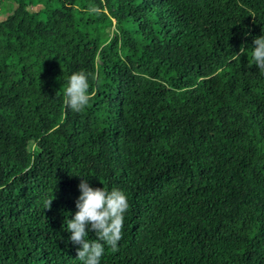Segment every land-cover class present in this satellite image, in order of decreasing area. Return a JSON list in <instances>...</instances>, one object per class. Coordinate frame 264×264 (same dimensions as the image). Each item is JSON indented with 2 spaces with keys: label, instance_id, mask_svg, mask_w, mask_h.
<instances>
[{
  "label": "trees",
  "instance_id": "1",
  "mask_svg": "<svg viewBox=\"0 0 264 264\" xmlns=\"http://www.w3.org/2000/svg\"><path fill=\"white\" fill-rule=\"evenodd\" d=\"M23 1L0 0V264H82L81 177L129 203L100 264H264V0Z\"/></svg>",
  "mask_w": 264,
  "mask_h": 264
},
{
  "label": "clouds",
  "instance_id": "2",
  "mask_svg": "<svg viewBox=\"0 0 264 264\" xmlns=\"http://www.w3.org/2000/svg\"><path fill=\"white\" fill-rule=\"evenodd\" d=\"M96 11L95 8L92 9ZM252 49L254 65L264 72V35L253 40ZM242 52V49H241ZM89 74L83 70L73 72L65 89V104L73 112H81L88 105ZM80 195L75 201L76 213L72 219H67L69 241L77 248V259L82 264H100L107 245L113 253L119 251L118 242L122 239V228L125 213L129 209L126 194L118 189L110 191L103 188H93L88 179L81 177L78 185ZM53 199L45 202V209H50ZM95 234V239H89V233Z\"/></svg>",
  "mask_w": 264,
  "mask_h": 264
},
{
  "label": "rangeland",
  "instance_id": "3",
  "mask_svg": "<svg viewBox=\"0 0 264 264\" xmlns=\"http://www.w3.org/2000/svg\"><path fill=\"white\" fill-rule=\"evenodd\" d=\"M11 2L13 3L12 5L13 10H33L34 11L40 8V5L31 6V7L28 5H25L23 0H11ZM2 11L3 10L0 11V19H4L8 15V13L6 12L4 13ZM257 17L258 16L256 13L249 14L247 18L243 21V23L247 25L248 27L253 28L255 27Z\"/></svg>",
  "mask_w": 264,
  "mask_h": 264
}]
</instances>
